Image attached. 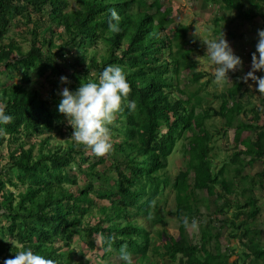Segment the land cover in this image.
<instances>
[{"label":"trees","instance_id":"1","mask_svg":"<svg viewBox=\"0 0 264 264\" xmlns=\"http://www.w3.org/2000/svg\"><path fill=\"white\" fill-rule=\"evenodd\" d=\"M203 1L216 7L220 17L213 20L215 32L221 22L232 21L225 18L226 11L236 12L244 22L264 18V0ZM112 10L119 16L113 21L118 30L109 27ZM12 22L26 25L30 32L27 49L12 39L5 43ZM170 22L160 0L150 5L145 0H0V78L5 76L0 80V108L13 117L0 125L6 129L0 134V264L21 248H31L55 264H82L85 248L107 264H123V245L134 264H229L234 248L221 253L220 231L212 232L220 226L202 223L196 237L187 233L198 215L196 191L216 196L219 215L235 209L222 225L231 228V239L241 241L242 264L250 256V263L262 264L264 248L256 244L260 232L250 223L259 212L254 181L241 172L247 165L264 164V122L259 125L264 98L261 110L245 105L242 100L250 92L240 74L212 95L219 102L216 108L204 102L210 96L204 88L214 76L192 72L188 80L195 89L190 91L186 83L181 87L180 74L196 63L190 61L191 50L184 49L180 29L167 31ZM109 64L124 68L131 86L128 99L136 101L135 110L122 106L109 125L111 151L98 156L69 140L52 145L53 136L73 131L58 112L59 92L65 86L75 90ZM62 75L68 77V85L60 83ZM205 76L207 81L200 83ZM40 80L50 87L45 97L36 88ZM199 107L203 110L197 113ZM249 114L252 118L239 120V115ZM215 118L223 120L217 134L225 137L235 130V151L219 166L218 151L209 146L211 132L204 124ZM244 132L254 138L241 139ZM184 140L186 169L171 180L168 160ZM5 145L6 155L1 151ZM106 163L103 180L98 171ZM11 187L23 189L13 192ZM66 187H74V192ZM171 188L173 215L179 222L176 239L168 233L160 208ZM237 198L244 203L239 205ZM74 245L81 247L75 250Z\"/></svg>","mask_w":264,"mask_h":264},{"label":"rangeland","instance_id":"2","mask_svg":"<svg viewBox=\"0 0 264 264\" xmlns=\"http://www.w3.org/2000/svg\"><path fill=\"white\" fill-rule=\"evenodd\" d=\"M153 0H145L147 5H150ZM161 4V11L167 14V19L171 20L170 25L168 26L169 29L167 31H173V29H180V39L185 40V50L190 49L191 55H190V61L195 62L196 65L193 67L192 70H184L180 74V79L182 80L181 87L186 83L189 87L190 91H193L195 89L194 85L189 84V77L191 76L192 72H200L204 75H210L214 76V67L215 65L207 58L206 56V48H207V42L210 40L218 39L221 36V32L224 33L226 39L229 41L234 53L241 57L242 59V67L238 68L235 71H231V73L228 75L229 80L228 82L224 81H217L216 79H213L212 84H209L206 86L205 92L210 94L208 98L205 97L204 102L209 101L211 102V105L207 104L210 107H218L219 102L216 100L212 95L219 94L223 91V89L226 86H229L233 79V77L236 74H240L241 80L240 82H244L245 87L249 90V96L247 98H243V103L245 105H248L249 108L251 106L258 107L260 110L261 108V100L264 98V91H258V88L254 81L251 79L245 81L243 78L245 77L246 73L252 70V54L256 50V43H257V30L264 28V18L261 17H254L249 22H244V18H240L236 16V12H224L227 14L225 17L230 18L232 21H226L221 22L219 31L215 32L213 31V28L215 27V24L213 22L215 17H218V12L216 11V7H213L211 4L206 3L203 0H160ZM150 13H155V9H152ZM262 13L264 14V9L262 10ZM262 19V21L260 19ZM17 20L20 21V18L17 17ZM14 21V20H13ZM12 22L10 24V30L7 33L5 43H8V40L12 39L17 44L22 46V49H27L28 45L26 43L27 39H30V32L27 31L26 25H23L21 23L13 24ZM17 27H16V26ZM32 28V25H29V29ZM33 32V31H32ZM58 32H60L58 30ZM228 32H231L232 37H230ZM58 41V39H55ZM60 43V42H59ZM58 44V42H57ZM168 52V51H167ZM167 57V54H165V58ZM69 62H71L70 59H68ZM243 71H247L244 73ZM244 73V74H243ZM261 74H264V72H256V76H260ZM18 75H15L17 77ZM209 76H205L200 80V83H204L207 81ZM5 76H2L0 78L1 81H4ZM41 84L37 83L36 88L40 90L42 95L44 97L46 96V89H49L50 87L46 86V83L44 80H40ZM205 103L203 106H207ZM203 109L198 108L197 113L201 112ZM264 110V109H263ZM249 118H252V115L249 114L248 118L243 117V115H239V120H248ZM264 122V114L262 115L259 125H262ZM205 126L210 130L211 132V139L209 140V146L215 147V151H218V157L216 159L215 165H220V160H223L225 157H227V154L230 155L234 153L233 145H234V136H235V130L231 129L227 132L225 137H222L223 135L217 134V130L222 128L223 120L221 118H215L205 121ZM68 125V123L66 124ZM64 131L63 136L55 135L51 139L50 143L52 145L57 143H62L65 140L72 141L70 138L71 133L69 134ZM190 137V134L187 135ZM252 137L254 138V135L250 132H244L241 135V139H244L245 137ZM46 137V135H44ZM184 144L185 147H187L188 142L184 140L182 143L178 144V148L176 152L169 158L168 160V168L166 170L168 177L173 180L177 174L180 171H185L186 169V163L189 159L188 155L183 154L184 148L181 147V145ZM239 149H242L241 146H238ZM228 149V151H227ZM1 151L4 155L8 152L7 146H3L1 148ZM213 153V152H211ZM216 153V152H215ZM240 159H244L243 156L240 157ZM5 161H3L4 163ZM109 166V163H106L103 167H100L99 173L103 180H105V175L102 174L105 169ZM85 167V166H83ZM73 171L76 172L75 168H73ZM263 175L262 178L257 176V174ZM241 175L247 176L254 181V195L258 199V206L259 212L255 215L254 220L250 221V223L257 227L260 232L259 238L256 240V244H258L261 248H264V164L261 162H257L253 165H247L244 167V169L241 172ZM109 176V175H108ZM189 181L192 184V174H189L188 177ZM239 177H237V180ZM262 180V182H261ZM83 176H79L78 178V185H82ZM250 181V180H248ZM243 183V182H242ZM70 192H74L73 188H68ZM9 190L15 192L18 189H23L22 187L15 189V188H8ZM174 191H172V188L170 190H167L165 192V203H162L160 208L162 209V215L165 217L167 221V231L172 235V238L176 239L178 236V227L179 222L173 215V212L175 211V201H174ZM195 197V203L198 211V215L194 217L193 221L191 222V226L187 228L188 235L195 234V237L198 234L199 226L203 224H214L216 227L220 226L219 228H214L212 230L213 233L216 232L218 229L220 231L219 236V249L221 253H225L227 249L234 248V254L229 259V264H233L234 261L240 259V264L243 262V253H241V250L243 249L241 246V241L238 238L231 239L230 235L232 233L231 228H229L228 225H222L223 221H228L232 219V213L235 211L234 208L230 210V213L226 215H219L216 211V208L220 206V201L215 204L216 196L209 197L205 195L202 191H196L194 192ZM192 197V198H193ZM239 200V205H242L244 203V200L237 198ZM102 204V203H101ZM104 204V203H103ZM209 205V208L207 206ZM215 210L216 213L213 211ZM172 213V214H171ZM239 220H245V217H239ZM237 222H239L237 220ZM238 233V237L241 236V230ZM86 240V239H84ZM214 244V241H212V245ZM99 241H97V247L99 248ZM75 250H78L80 246L74 245L73 246ZM244 250V249H243ZM98 251V250H97ZM85 258L81 260L82 264H88L87 261L93 262L94 264H107L106 260H101L100 258L96 257L95 252L91 249H84ZM99 255H101L99 253ZM251 256L248 260H246V264H252L251 262ZM153 261H155L154 257H151ZM262 264H264V259L261 260ZM175 263H167V264H177Z\"/></svg>","mask_w":264,"mask_h":264},{"label":"clouds","instance_id":"3","mask_svg":"<svg viewBox=\"0 0 264 264\" xmlns=\"http://www.w3.org/2000/svg\"><path fill=\"white\" fill-rule=\"evenodd\" d=\"M119 16L112 10L109 27L118 30ZM262 21V19H261ZM206 56L215 65L214 78L217 81L229 80L228 74L242 67V59L236 55L223 32L218 39L207 42ZM252 70L246 73L245 81L255 82L258 91H264V76H256V72H264V28L257 30L256 50L252 54ZM90 74H94L91 73ZM62 85L70 83L67 76L60 77ZM131 91L124 68L120 65L109 64L94 78L81 82L75 90L63 87L59 92L60 101L58 112L66 118L73 129L71 139L94 154L102 156L112 149L111 129L116 113L122 106L129 111L136 108V101L128 99ZM13 117L0 108V125L11 122ZM0 134H6V129L0 127ZM123 264H134L132 253L127 245L119 250ZM3 264H55L31 248H21L14 256L3 260Z\"/></svg>","mask_w":264,"mask_h":264},{"label":"crops","instance_id":"4","mask_svg":"<svg viewBox=\"0 0 264 264\" xmlns=\"http://www.w3.org/2000/svg\"><path fill=\"white\" fill-rule=\"evenodd\" d=\"M258 19H260V18H258ZM261 20V19H260Z\"/></svg>","mask_w":264,"mask_h":264}]
</instances>
